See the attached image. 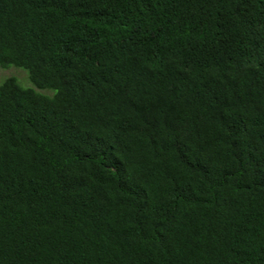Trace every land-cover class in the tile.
<instances>
[{
    "label": "trees",
    "instance_id": "1",
    "mask_svg": "<svg viewBox=\"0 0 264 264\" xmlns=\"http://www.w3.org/2000/svg\"><path fill=\"white\" fill-rule=\"evenodd\" d=\"M8 65L0 264H264V0H0Z\"/></svg>",
    "mask_w": 264,
    "mask_h": 264
},
{
    "label": "rangeland",
    "instance_id": "2",
    "mask_svg": "<svg viewBox=\"0 0 264 264\" xmlns=\"http://www.w3.org/2000/svg\"><path fill=\"white\" fill-rule=\"evenodd\" d=\"M27 71L21 67H16L14 65H8V67L5 68H0V84L2 83V81L6 78V77H15L17 82L24 88H34L37 91L40 90H46V91H50L51 95L54 93V90L52 89H48V88H44V89H37L32 83L31 81H28V77H27ZM22 83V84H21Z\"/></svg>",
    "mask_w": 264,
    "mask_h": 264
}]
</instances>
